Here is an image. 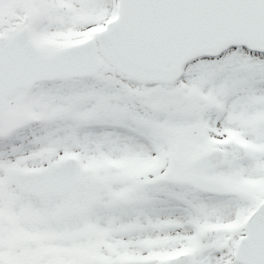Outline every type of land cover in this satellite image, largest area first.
<instances>
[{"label":"snow or ice","instance_id":"1","mask_svg":"<svg viewBox=\"0 0 264 264\" xmlns=\"http://www.w3.org/2000/svg\"><path fill=\"white\" fill-rule=\"evenodd\" d=\"M0 264H264V0H0Z\"/></svg>","mask_w":264,"mask_h":264}]
</instances>
